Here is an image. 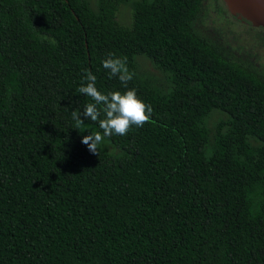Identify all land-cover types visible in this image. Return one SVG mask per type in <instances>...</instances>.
Returning <instances> with one entry per match:
<instances>
[{
  "label": "trees",
  "instance_id": "trees-1",
  "mask_svg": "<svg viewBox=\"0 0 264 264\" xmlns=\"http://www.w3.org/2000/svg\"><path fill=\"white\" fill-rule=\"evenodd\" d=\"M121 1L0 0V264H264V75L203 27L207 0H134L129 26ZM86 71L153 108L98 156L99 122L71 115Z\"/></svg>",
  "mask_w": 264,
  "mask_h": 264
},
{
  "label": "clouds",
  "instance_id": "clouds-1",
  "mask_svg": "<svg viewBox=\"0 0 264 264\" xmlns=\"http://www.w3.org/2000/svg\"><path fill=\"white\" fill-rule=\"evenodd\" d=\"M102 65L108 70L109 76L118 78L125 88L135 76V72L129 71L127 67V57H118L114 53H108ZM84 80L87 81L86 86L82 84L77 91L90 97L92 102L87 103L82 112L75 109L71 115L77 128L84 123L85 119L90 118L92 121L99 122L102 133L91 132L83 136L81 141L92 154L98 156V148L105 137L124 136L133 126L139 128L151 122L153 108L137 95L135 88L123 93L120 91L101 92L96 87L97 77L90 71H86Z\"/></svg>",
  "mask_w": 264,
  "mask_h": 264
},
{
  "label": "rangeland",
  "instance_id": "rangeland-1",
  "mask_svg": "<svg viewBox=\"0 0 264 264\" xmlns=\"http://www.w3.org/2000/svg\"><path fill=\"white\" fill-rule=\"evenodd\" d=\"M90 1L92 4L95 2V0ZM132 1L134 0H122L119 3L116 20L121 25L129 26L132 22ZM223 1H206L205 12L202 17L203 27L217 32L222 41L230 46L236 55L245 56V59L254 64L264 75V25H254L245 19H239L232 15L225 1ZM138 64L143 73L161 81L162 73L153 67L146 57H138ZM218 117L223 116L215 113L209 119V125H212Z\"/></svg>",
  "mask_w": 264,
  "mask_h": 264
},
{
  "label": "water",
  "instance_id": "water-1",
  "mask_svg": "<svg viewBox=\"0 0 264 264\" xmlns=\"http://www.w3.org/2000/svg\"><path fill=\"white\" fill-rule=\"evenodd\" d=\"M232 15L254 25H264V0H224Z\"/></svg>",
  "mask_w": 264,
  "mask_h": 264
}]
</instances>
